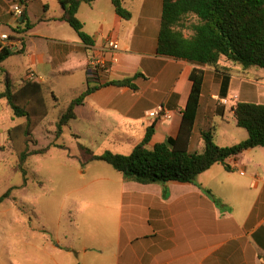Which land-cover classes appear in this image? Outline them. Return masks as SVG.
Returning a JSON list of instances; mask_svg holds the SVG:
<instances>
[{
    "label": "crops",
    "instance_id": "obj_1",
    "mask_svg": "<svg viewBox=\"0 0 264 264\" xmlns=\"http://www.w3.org/2000/svg\"><path fill=\"white\" fill-rule=\"evenodd\" d=\"M15 2L19 0H0V35L8 34L12 42L7 48L17 51L1 61L0 67L8 73L14 89L25 81L41 84L45 75L40 72L48 76L74 69L86 73L80 93L87 82L95 85L131 79L132 87L106 85L90 93L74 108L75 118L71 120L80 114L84 123L99 130L121 128L131 150L142 141L150 125L153 133L148 148L168 136H177L191 88L189 75L195 65L156 53L162 0H121L131 13L127 20L115 13L111 0L81 3L76 16L92 38V45L83 44L78 36L71 42L58 38L69 26L59 19L62 9L58 0H29L28 19L24 21L22 16L12 14L11 4ZM28 21L33 25L26 29ZM43 25L54 26L50 32L36 31ZM35 39H48L52 44L45 49L32 48ZM111 40L117 42L116 50L108 47ZM72 53L78 54V59L63 67ZM16 54L25 55L29 72L39 79H26L27 72L19 81H13L7 64ZM202 68L205 74L189 152L202 151L200 131L210 126L217 131L216 126L226 121L227 113L235 123L233 108L237 102L264 104V68L242 69L224 57L217 67ZM3 88L4 75L0 71V91ZM158 106L170 117L147 115ZM0 109L12 114L9 118L13 123L7 125L0 113V162L12 171L17 154L9 147L8 131L25 119L19 117L24 120L15 122L4 99H0ZM238 136L240 139L230 145L246 139L247 132ZM193 143L195 149L190 151ZM255 148L227 159L231 171L221 163L213 164L196 177L198 185L177 181L142 184L124 181L121 176L113 178L98 197L97 210L85 216L88 223L73 224L77 247L46 239L44 247L34 244V250H46L50 245L52 264H73L68 256L72 253L76 264H264V172H255V165L261 163L251 152ZM246 154L251 156L247 161L253 169L250 173L241 161ZM12 157L13 163L9 162Z\"/></svg>",
    "mask_w": 264,
    "mask_h": 264
},
{
    "label": "trees",
    "instance_id": "obj_2",
    "mask_svg": "<svg viewBox=\"0 0 264 264\" xmlns=\"http://www.w3.org/2000/svg\"><path fill=\"white\" fill-rule=\"evenodd\" d=\"M92 1L58 0L62 9L59 19L65 21L85 45H92L93 40L84 32L76 13L81 3ZM28 2L29 0H19L23 6L20 14L22 21L28 19ZM111 3L118 16L126 20L131 17L121 0H111ZM32 25L33 22L28 21L25 28L29 29ZM184 29L189 31L188 35L184 33ZM14 53L17 51L2 48L0 62ZM156 53L195 65L189 75L191 88L177 136H168L164 141L148 148L146 145L153 133V126L150 125L142 141L127 155L109 150L94 154L79 144L82 166L93 161H103L119 172L124 181L142 184H163L167 181L197 184L196 177L213 164L221 163L225 170L231 171L227 159L250 148H264V104L240 101L235 104L233 113L236 126L246 130V139L233 145L219 146L215 142L216 129L210 126L200 131L202 151H188L204 80L205 71L202 67H217L219 59L224 57L227 61L240 65L242 69L264 68V0H162ZM0 71L4 75L0 99L6 101L14 117L25 119L23 124L9 129L8 140L9 147L17 154L12 171L26 175L24 165L30 156L46 153L51 145L67 148L56 143L42 148H29L32 130L47 115L42 85L25 81L18 89H14L8 73L1 67ZM227 80L225 78V85ZM106 85L132 87L131 79L110 80L95 85L87 82L85 89L69 103L56 122V137L75 118L74 108L81 105L90 93ZM33 143L36 144L34 140ZM12 189L13 187L9 188L0 196V202L10 197ZM205 191L210 194L209 190Z\"/></svg>",
    "mask_w": 264,
    "mask_h": 264
},
{
    "label": "rangeland",
    "instance_id": "obj_3",
    "mask_svg": "<svg viewBox=\"0 0 264 264\" xmlns=\"http://www.w3.org/2000/svg\"><path fill=\"white\" fill-rule=\"evenodd\" d=\"M51 11L49 13L53 15ZM53 26L43 25L37 27L41 29L36 28V31L50 32ZM184 33L188 35L189 31L184 29ZM58 38L70 42L78 40L77 34L69 26L62 29V36ZM51 44L48 39H35L32 41V48L37 46L45 49ZM77 59L78 54L72 53L63 67H68V63ZM28 62L25 55L12 56L7 65L12 72L13 81H19L30 71ZM40 73L45 75L41 85L47 115L32 130L29 148H42L56 143L67 149L51 145L46 153L30 156L24 165L26 175L10 171L6 163L0 162V196L13 187L10 197L0 202V264H52L49 258L52 252L50 245L46 250H34V244L41 243L44 247L46 239H58L61 244H72L75 247L79 244L73 224H87L85 216L97 210L98 197L104 194L102 190L107 184L113 183V178L121 176L103 161H93L82 166L79 144L94 154H101L106 150L123 155L131 152L121 128L99 130L84 123L80 114L56 137V122L71 99L80 93L86 73L84 69H74L66 74L55 72L48 76L44 72ZM6 110L0 109L3 122L11 125L13 122L9 117L12 114ZM13 119L17 123L24 120L19 117ZM216 128L215 141L219 146L230 145L234 139H240V132L246 131L236 126L229 113L226 121ZM194 147L193 143L190 151ZM251 152H255L261 161L259 165H255V172H264V148L257 147ZM250 158L248 154L241 158L247 173L253 171L252 166L247 164ZM14 160L15 157H12L9 162L13 163ZM105 178L111 180H104ZM106 201L110 202L108 199ZM61 255L65 258V254ZM68 256L76 264L75 254Z\"/></svg>",
    "mask_w": 264,
    "mask_h": 264
},
{
    "label": "built area",
    "instance_id": "obj_4",
    "mask_svg": "<svg viewBox=\"0 0 264 264\" xmlns=\"http://www.w3.org/2000/svg\"><path fill=\"white\" fill-rule=\"evenodd\" d=\"M11 11H12V14L15 15L16 17L20 16V14L22 12L21 4H19L17 2L11 4ZM13 36H15V35H13ZM0 39L2 42L0 45V50L2 48H7V45L12 42V40L10 39V36L8 34H1ZM108 47L112 50H116L118 48V44L116 41L111 40L108 42ZM26 79L34 81V80L39 79V77L34 72H28ZM223 103L225 104L226 100H223ZM147 115L150 117H153V118L160 117V118H164V119H167L170 117V113L167 110H164L162 108V106H158L157 108L150 110Z\"/></svg>",
    "mask_w": 264,
    "mask_h": 264
}]
</instances>
